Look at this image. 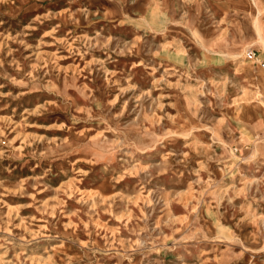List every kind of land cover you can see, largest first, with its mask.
Returning a JSON list of instances; mask_svg holds the SVG:
<instances>
[{
  "label": "rangeland",
  "instance_id": "374dc122",
  "mask_svg": "<svg viewBox=\"0 0 264 264\" xmlns=\"http://www.w3.org/2000/svg\"><path fill=\"white\" fill-rule=\"evenodd\" d=\"M254 50L264 0H0V264H264Z\"/></svg>",
  "mask_w": 264,
  "mask_h": 264
},
{
  "label": "built area",
  "instance_id": "2783aa9c",
  "mask_svg": "<svg viewBox=\"0 0 264 264\" xmlns=\"http://www.w3.org/2000/svg\"><path fill=\"white\" fill-rule=\"evenodd\" d=\"M248 58L250 59L251 62L264 67V57L258 55L257 52L250 51L248 54Z\"/></svg>",
  "mask_w": 264,
  "mask_h": 264
},
{
  "label": "bare ground",
  "instance_id": "6f19581e",
  "mask_svg": "<svg viewBox=\"0 0 264 264\" xmlns=\"http://www.w3.org/2000/svg\"><path fill=\"white\" fill-rule=\"evenodd\" d=\"M257 6V5H256ZM243 16V15H242ZM255 23H257V22H255ZM259 23V22H258ZM260 26V25H259ZM257 27V26H256ZM254 28H255V26H254ZM257 32V31H256ZM257 34V33H256ZM231 35V34H230ZM262 35V34H261ZM234 37V36H233ZM260 38V37H259ZM261 40H262V38H261ZM261 42H263V40L261 41ZM201 44V43H200ZM259 44V43H258ZM202 47V46H201ZM204 48V47H203ZM208 52V51H207ZM211 52V51H210ZM209 52V53H210ZM218 52V51H217ZM220 54V53H219ZM228 56V55H227ZM230 57V56H229ZM242 60V59H241ZM246 73L247 74H250L248 71H246ZM261 73H263L264 74V72H261ZM248 76H250V75H248ZM253 80L254 79H256L255 77H253L252 78ZM257 80V79H256ZM257 85V84H256ZM259 91V90H258ZM259 94V93H258ZM264 106V105H263ZM259 124V123H258ZM262 127V126H261ZM263 128V127H262ZM248 130V129H247ZM256 130V129H255ZM259 143V142H258ZM257 144V143H256ZM259 145V144H258ZM259 148V147H258ZM257 150V149H256ZM258 151V150H257ZM261 151H263L264 152V149L263 148H261ZM259 153V152H258Z\"/></svg>",
  "mask_w": 264,
  "mask_h": 264
},
{
  "label": "crops",
  "instance_id": "0c3cea01",
  "mask_svg": "<svg viewBox=\"0 0 264 264\" xmlns=\"http://www.w3.org/2000/svg\"><path fill=\"white\" fill-rule=\"evenodd\" d=\"M254 51H255V52H258L257 50H254ZM260 53H261V52H260ZM262 53H263V52H262ZM250 62H251V61H250ZM251 63H252L254 66H257V67H259V66H260V65H257V64H255V63H253V62H251ZM263 68H264V67H263ZM262 75L264 76V74H263V73H262ZM242 116H243V117H249V115H247V114H244V113L242 114ZM237 149H238V148H237ZM237 149H235V151H236V152H238V151H237ZM247 149H249V148H248V147H246V150H247ZM238 150H239V149H238Z\"/></svg>",
  "mask_w": 264,
  "mask_h": 264
}]
</instances>
